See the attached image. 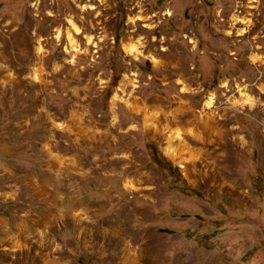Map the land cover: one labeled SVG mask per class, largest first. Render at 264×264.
Masks as SVG:
<instances>
[{"label": "rangeland", "instance_id": "1", "mask_svg": "<svg viewBox=\"0 0 264 264\" xmlns=\"http://www.w3.org/2000/svg\"><path fill=\"white\" fill-rule=\"evenodd\" d=\"M2 137L78 206L0 264H264V0H0Z\"/></svg>", "mask_w": 264, "mask_h": 264}, {"label": "crops", "instance_id": "2", "mask_svg": "<svg viewBox=\"0 0 264 264\" xmlns=\"http://www.w3.org/2000/svg\"><path fill=\"white\" fill-rule=\"evenodd\" d=\"M21 150L22 149H18L14 146L11 139L6 137L0 138V192H3L5 189H3V187L7 185L6 182L8 177L13 176V179L17 178L14 184L15 186H19L21 195L20 193L18 194L17 197H19V199L14 206L9 205L11 214H16L15 211L17 210L18 212L19 210L17 208H21L20 210L22 213L33 214L32 217L34 216L31 223H26L24 219L19 221L16 226L19 228L18 232L21 230L28 231V229L32 227L39 226V228H42L44 225L51 224L55 218L54 216H57L58 213L60 215L70 213V205H72V207L78 206L77 200L74 201L75 203L71 200L70 205H65L67 201L64 203V200L63 203H61L60 199L56 202L58 196L55 193L52 195L50 179L46 177L45 174L40 175L37 171H34L35 169L29 167L28 164L27 166H21V164L16 161ZM54 187L56 188L54 190L57 194L63 192L62 188H57L56 185ZM55 195L57 198H55ZM42 198L47 200H44L39 209H36L34 202H36V199L40 201ZM53 200L56 203L54 210L52 209ZM3 201L4 199L0 196V214L1 208H3L5 204L1 203ZM58 207H60V209H58ZM34 211H36V216L33 213ZM2 228L4 229L3 225ZM43 230L44 229H42V231Z\"/></svg>", "mask_w": 264, "mask_h": 264}, {"label": "bare ground", "instance_id": "3", "mask_svg": "<svg viewBox=\"0 0 264 264\" xmlns=\"http://www.w3.org/2000/svg\"><path fill=\"white\" fill-rule=\"evenodd\" d=\"M70 46H71V48L72 49H74V50H78L77 49V44H76V42L73 40V39H70ZM125 48H126V51L129 53V54H134V55H140L141 54V50H140V48L136 45V44H133V43H126L125 44ZM251 58L254 60V59H256L257 60V58H258V56L256 55V54H253V55H251ZM34 78H37V76L36 75H34ZM125 83H126V81H124L123 83H122V85L119 87V90H121V91H124V86H125ZM181 89H184V86L181 88ZM119 92L120 91H118V93H116L114 96V100H116V99H122V96L119 94ZM239 93H240V95H239V99H235V101H243V102H250V96H249V94H247V92L245 91V89L244 88H240L239 89ZM126 101V104H127V106L130 108V109H132V108H138L139 107V105L137 104L138 102L135 100V101H133V102H130V100L129 99H127V100H125ZM144 103V102H143ZM239 104V103H238ZM213 105H214V96H213V93H210L209 94V96H208V98H207V100H206V106L208 107V108H211V107H213ZM113 108L115 109V102H114V104H113ZM138 111H140V109L138 110ZM210 117H212V115L210 116ZM210 117H208V119L210 118ZM213 121V120H212ZM208 125V124H207ZM174 140H177L179 143H176L177 145L178 144H185V142H184V138L182 137V135H181V133H180V131L179 130H175V132H174ZM175 149H176V146H174V144L172 143V144H170V145H168V146H166V148H165V152L168 154V155H170V156H173V155H175L174 154V152H175ZM210 153V152H209Z\"/></svg>", "mask_w": 264, "mask_h": 264}]
</instances>
